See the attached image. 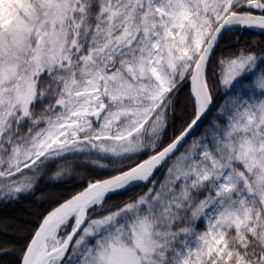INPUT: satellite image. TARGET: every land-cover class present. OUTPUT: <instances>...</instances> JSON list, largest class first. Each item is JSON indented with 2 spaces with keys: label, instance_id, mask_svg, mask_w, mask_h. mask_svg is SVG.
Masks as SVG:
<instances>
[{
  "label": "snow or ice",
  "instance_id": "snow-or-ice-1",
  "mask_svg": "<svg viewBox=\"0 0 264 264\" xmlns=\"http://www.w3.org/2000/svg\"><path fill=\"white\" fill-rule=\"evenodd\" d=\"M51 169L19 264H264V0H0V203Z\"/></svg>",
  "mask_w": 264,
  "mask_h": 264
},
{
  "label": "trees",
  "instance_id": "trees-1",
  "mask_svg": "<svg viewBox=\"0 0 264 264\" xmlns=\"http://www.w3.org/2000/svg\"><path fill=\"white\" fill-rule=\"evenodd\" d=\"M251 39L245 37V42L251 43ZM219 55L218 50L217 57ZM188 94L189 88L185 85L179 97L180 107H183ZM54 171L55 169L49 170V176L40 182L35 195L7 205L0 203V220L7 221L8 226L13 229L8 233L0 230V245H8L7 250L0 251V264H19L21 250L38 229L43 217L77 190V186L73 184L50 183L49 177Z\"/></svg>",
  "mask_w": 264,
  "mask_h": 264
}]
</instances>
